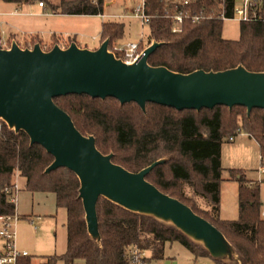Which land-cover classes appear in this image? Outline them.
Here are the masks:
<instances>
[{
  "label": "trees",
  "instance_id": "16d2710c",
  "mask_svg": "<svg viewBox=\"0 0 264 264\" xmlns=\"http://www.w3.org/2000/svg\"><path fill=\"white\" fill-rule=\"evenodd\" d=\"M1 1L27 4L35 0ZM38 1L45 2L50 13L64 15H99L105 4L104 0H59L57 4ZM232 1L226 0L228 14ZM163 8L157 0L147 1L146 11L152 15L149 41L161 43L148 57L150 65L181 73L197 69L221 71L238 65L264 72V22H241L239 37L234 40L222 37L223 22L217 19L184 21L181 31L173 33L172 21L163 15ZM122 34V24L103 22L100 41L108 38L111 46ZM114 54L118 58L123 56L120 51ZM53 100L71 117L81 134L94 136L101 153H112L115 164L137 172L166 158L146 180L214 225L234 246L240 264H264L260 182L251 184L241 173L231 171L230 179L238 183V217L219 218L222 140L242 131L256 141L260 157H264V109L254 108L248 116L243 106L178 111L149 102L142 111L134 102L120 104L113 97L68 94ZM52 161L53 157L42 146L30 145L24 131L15 132L0 121V215L15 212L4 193L14 172L25 179L26 190L53 193L55 206L66 211V249L60 255L47 256L41 264H56L59 260L64 264H127L125 251L129 245L147 249L153 258H161L165 243L175 241L195 256L210 257L174 226L129 211L104 197L99 198L96 206L100 241L95 242L87 233L77 176L64 167L45 173ZM184 185L205 200L209 209L200 211L183 192ZM18 264H29V257L20 258Z\"/></svg>",
  "mask_w": 264,
  "mask_h": 264
},
{
  "label": "water",
  "instance_id": "95a60500",
  "mask_svg": "<svg viewBox=\"0 0 264 264\" xmlns=\"http://www.w3.org/2000/svg\"><path fill=\"white\" fill-rule=\"evenodd\" d=\"M108 45L106 38L95 49L75 42L65 49L54 45L48 51L38 43L20 48L13 41L8 49L0 47V121L15 132L24 131L30 145L39 144L53 157L45 173L64 167L77 176L87 233L95 242L100 241L96 206L104 197L174 226L214 260L240 264L236 249L214 225L146 180L166 158L137 172L115 164L112 153H101L94 136L81 134L53 99L68 94L113 97L120 104L134 102L142 111L149 102L178 111L243 106L249 116L254 108L264 109V72L242 65L221 71L175 72L148 63L161 45L155 40L133 63L116 57Z\"/></svg>",
  "mask_w": 264,
  "mask_h": 264
},
{
  "label": "rangeland",
  "instance_id": "374dc122",
  "mask_svg": "<svg viewBox=\"0 0 264 264\" xmlns=\"http://www.w3.org/2000/svg\"><path fill=\"white\" fill-rule=\"evenodd\" d=\"M47 1L53 3L59 0ZM104 1L109 4L104 5L103 14L49 15L47 12H50V10L40 7L38 5V0L27 4L6 3L0 0V21L7 22V27H11L10 29L12 32V34L10 33L8 35L5 31L2 33L4 25H1L0 36L6 41L7 45H9L13 39L17 40V35L21 34H39L43 39H49L53 32L59 36L76 34L77 39L82 37L87 41L91 40V37H95L96 43H98L99 46L102 42L100 41L102 23L114 21L123 25L122 36L120 39L113 42L116 45L120 46L128 41L137 42L140 40L141 33L144 36L142 40L143 46L152 43V41H149L148 37V26H142L137 18L130 16L132 9L141 2V0ZM44 6H46L45 2ZM239 27L240 23L237 20L223 21L222 37L231 40L237 39L239 37ZM52 42L53 43H49V46L43 47L42 41L36 35L32 36L29 45L26 42L23 47H30L35 43H39L43 49L50 50L56 42L55 35ZM88 46L91 45L88 44ZM231 137V140L229 137H224L221 145L222 181L220 185L222 184L223 186L224 205H226L231 198V189L235 192L234 187L236 183L231 182V171L241 173L246 179L250 177L257 178L258 169L261 165L258 144L250 135L239 131ZM17 173L18 172H14L11 177V182L16 180L19 186L16 211L20 214H31L32 212L35 215H40L42 218V220L37 223L39 230L36 232H34L29 220L21 218L18 220L16 224L18 233L17 238L22 245V248L20 247L19 249L25 250L30 254L32 258L31 264H38L41 260V256L44 254L60 255L64 253L65 213L62 209H56L52 193L37 192L31 194L28 192L22 184L23 178L19 177ZM260 181L264 186V175H262ZM182 189L186 196L194 201L196 207H198L200 211L209 209L205 200L195 195L188 185H184ZM51 214L54 215V217ZM1 244L3 245V242L0 240V245ZM46 250H50V252L47 253ZM154 259L157 260L158 264H218L211 257L193 255L177 241L165 243L163 256ZM56 264L64 263L62 261H57Z\"/></svg>",
  "mask_w": 264,
  "mask_h": 264
},
{
  "label": "built area",
  "instance_id": "2783aa9c",
  "mask_svg": "<svg viewBox=\"0 0 264 264\" xmlns=\"http://www.w3.org/2000/svg\"><path fill=\"white\" fill-rule=\"evenodd\" d=\"M147 1L141 0L133 9L130 16L137 18L141 25L148 26L152 17L147 9ZM163 4V15L170 18L172 21L171 31L178 33L182 29L184 21H190L191 23H197L204 19H217L222 22L225 20H237L241 22H264V0H233L231 6H228L226 0H157ZM38 5L44 7V3L39 1ZM38 36L42 41V46L47 47L49 43H53L52 39L55 35L56 42L54 45H58L60 48H67L71 42H75L79 47H85L88 44H93L96 38L93 37L87 41L82 37L76 38V35L66 34L65 36H59L55 33L51 34L49 39H43L39 34H21L17 35V40L13 41L20 48H32L23 47L27 42L29 45L32 36ZM143 34H140V40L137 42L128 41L123 45H116L113 43L108 45V50L111 52L120 51L123 53L122 60L126 63H133L138 61L143 50L148 46H143L142 40ZM0 36V47L8 49L11 46L10 42L7 45L6 41ZM39 44V43H38ZM40 45V44H39ZM40 45V48L44 51ZM52 46V47H53ZM231 140L232 137H229ZM261 165L258 169L260 176L264 175V157H260ZM253 182H251L252 184ZM19 192V186L16 181L11 182L9 186L5 187L4 193L7 200L15 206V212L13 214L0 215V240L3 242L2 251L0 253V264H18V260L22 257L28 256L27 251L20 250L16 245V224L19 220V215L16 213V201L17 193ZM39 218V217H37ZM33 224L35 219H29ZM127 264H158L157 260L151 256L149 250L140 248L137 245H129L126 248Z\"/></svg>",
  "mask_w": 264,
  "mask_h": 264
},
{
  "label": "crops",
  "instance_id": "0c3cea01",
  "mask_svg": "<svg viewBox=\"0 0 264 264\" xmlns=\"http://www.w3.org/2000/svg\"><path fill=\"white\" fill-rule=\"evenodd\" d=\"M57 3L58 2H53V4H57ZM108 4L109 3H105L104 5H108ZM43 8H46V7H43ZM47 13L49 15H64V14H53V13H50V12H47ZM3 23L6 24L7 22L0 21V30H1V25H4V29H5V30L2 29V33H3V31H5V33L7 35L10 34V33L12 34L11 29H10L11 27H7V24L5 25ZM74 35H76V34H74ZM91 38H93V37H91ZM85 47L86 48H89V49H95L96 47H98V43H96V41H95L93 44H91V46L86 45ZM19 177H21V176H19ZM260 179H262V176H260L259 174H258L257 178H252V177L247 178V180H249L251 182H254V181L255 182H261ZM13 181H16V180H13ZM231 182H235L236 183V186L234 187L235 188V192H233V189H231L232 190L231 195H230L231 198L226 203L227 206L224 205L223 189H222L223 186H222V184L220 185L219 218L222 219V220H235L238 217V183L236 181H234V180H231ZM22 184H23V186L25 184V179L24 178H23V183ZM259 184H260L261 217L264 219V186L262 185V183H259ZM28 192H30V191H28ZM30 193L31 194H34V193H37V192H30ZM44 193H48V192H44ZM52 195H53L54 201H55V196H54L53 193H52ZM33 198H34V196H33ZM56 209L57 210L58 209H62L64 211V213H65V222H66V211H65V209H63V208H57V207H56ZM16 213L19 215V217L21 219H27V220H29V219H35L34 223L31 224L32 225V228H33L34 232H36V231L39 230V226L37 225V223L42 220V218H41L40 215H35L32 212H31V214L30 213H28V214H20L19 212L16 211ZM52 216L54 217V215H52ZM37 217H39V218H37ZM65 222H64V228H65V249H66V227H65ZM42 227H43V225H42ZM17 234L18 233H17V226H16V245H17L18 248H20V247L22 248V245L19 243V239L17 238ZM2 247H3V245L1 244L0 245V253L2 251ZM65 249H64V251H65ZM46 252L49 253L50 250H46ZM50 255H56V254H44V255H42L41 258H40L41 260L38 262V264H41V263L45 262L46 259H47L46 257L47 256H50ZM28 257H29V264H31L32 258L30 256V254H28ZM59 261H61V260H59Z\"/></svg>",
  "mask_w": 264,
  "mask_h": 264
}]
</instances>
